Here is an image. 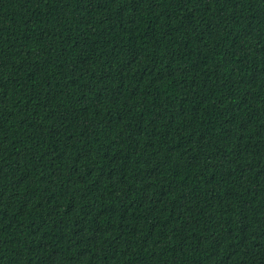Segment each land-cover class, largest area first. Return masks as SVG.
I'll return each mask as SVG.
<instances>
[{
  "label": "trees",
  "instance_id": "obj_1",
  "mask_svg": "<svg viewBox=\"0 0 264 264\" xmlns=\"http://www.w3.org/2000/svg\"><path fill=\"white\" fill-rule=\"evenodd\" d=\"M0 264H264V0H0Z\"/></svg>",
  "mask_w": 264,
  "mask_h": 264
}]
</instances>
